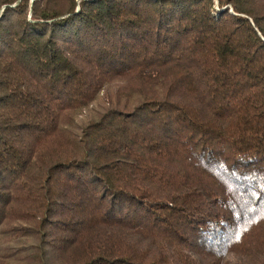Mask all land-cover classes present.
I'll return each instance as SVG.
<instances>
[{"label": "trees", "instance_id": "16d2710c", "mask_svg": "<svg viewBox=\"0 0 264 264\" xmlns=\"http://www.w3.org/2000/svg\"><path fill=\"white\" fill-rule=\"evenodd\" d=\"M0 264H264V0H0Z\"/></svg>", "mask_w": 264, "mask_h": 264}]
</instances>
